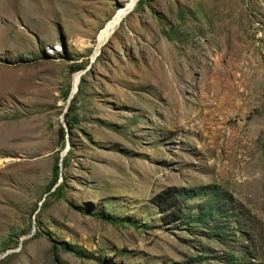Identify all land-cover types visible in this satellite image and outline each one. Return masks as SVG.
<instances>
[{"label": "rangeland", "instance_id": "374dc122", "mask_svg": "<svg viewBox=\"0 0 264 264\" xmlns=\"http://www.w3.org/2000/svg\"><path fill=\"white\" fill-rule=\"evenodd\" d=\"M130 2L0 0V264H264V0Z\"/></svg>", "mask_w": 264, "mask_h": 264}, {"label": "trees", "instance_id": "16d2710c", "mask_svg": "<svg viewBox=\"0 0 264 264\" xmlns=\"http://www.w3.org/2000/svg\"><path fill=\"white\" fill-rule=\"evenodd\" d=\"M144 2L143 0H137L135 7H138L140 5H143ZM79 69H83V67L79 68ZM78 93V92H77ZM76 96V95H75ZM75 96L72 97L66 112L63 114V121H64V125L66 127V132H63V130L60 129L59 131V138L62 140L64 133L65 134H69L73 129L74 126L77 124V120L76 117L73 115V112L75 110V106H74V100H75ZM68 156H69V151H67L65 153V155L62 157L61 161L58 163V159L56 158L54 160V162L52 163L51 167H50V176H51V182H49L46 186L45 189V193L49 192L53 187H54V183L58 180V178L61 176V169H64L67 164H68ZM207 189V188H206ZM204 188L201 189V191H203ZM61 186L57 185L53 188L52 190V194L54 195V199H61ZM209 195L212 196L213 195V190L212 188L210 190H208ZM200 193V192H198ZM187 197L186 195V191L182 190V189H176L173 187H168L158 193H156L155 195H153L150 198V204H152L155 208L157 213L160 215V221L162 222V224L164 225H169L175 222H181L184 218L185 214V207L183 205V200ZM223 212L220 210H216V212L208 210L207 211V215L208 216H217L219 215L220 217L222 216L223 218H225V216H223ZM94 217L101 219L107 223L110 224H115V223H121V220H117L114 219L110 216H100L98 213H94L91 214ZM131 225H134L133 223H131ZM211 233L214 237L215 236V232H214V228L211 229ZM44 235V234H42ZM46 237H48L47 235H45ZM59 249L62 252H69L72 255L78 257V258H83L82 257V252L79 249L73 248V247H63L60 246ZM247 254V253H246ZM248 255V254H247ZM245 259H249L248 257H245V252L243 251L241 254V260H244V263L239 262L240 260L236 261V258L234 256H232L231 254L225 259V264H228L229 262H238V264H247V262H245ZM55 264L56 261H54ZM249 264V263H248Z\"/></svg>", "mask_w": 264, "mask_h": 264}, {"label": "bare ground", "instance_id": "6f19581e", "mask_svg": "<svg viewBox=\"0 0 264 264\" xmlns=\"http://www.w3.org/2000/svg\"><path fill=\"white\" fill-rule=\"evenodd\" d=\"M136 0H131L130 4H135ZM125 13L121 10L117 14H115L110 20H108L105 26L100 30L97 35L94 54H98L100 48L103 44L109 39L111 34L115 31V29L120 25L121 19L124 17Z\"/></svg>", "mask_w": 264, "mask_h": 264}, {"label": "water", "instance_id": "95a60500", "mask_svg": "<svg viewBox=\"0 0 264 264\" xmlns=\"http://www.w3.org/2000/svg\"><path fill=\"white\" fill-rule=\"evenodd\" d=\"M136 2H137V0H136ZM136 4V3H135ZM135 6V5H134ZM133 7V6H132ZM133 9V8H132ZM130 12V10H128L127 11V13H129ZM99 53V52H98ZM98 55V54H97ZM93 60H94V58H92V59H90L89 60V63H88V67L87 68H89V65L93 62ZM85 70L86 69H84L83 71H81L80 73H78L79 75H81V74H83L84 72H85ZM75 93H76V91H75ZM74 93V94H75ZM73 94V95H74ZM73 95L72 94H70L69 93V95H68V98H67V101H66V105H65V107H64V110H63V112H62V115L66 112V109H67V107H68V105H69V102H70V100L72 99V97H73ZM65 132H66V130H65ZM67 147L64 149V151L60 154V156H59V159H58V163L61 161V159H62V157L65 155V153L67 152ZM55 187V186H54ZM53 187V188H54ZM53 188H52V190H53Z\"/></svg>", "mask_w": 264, "mask_h": 264}]
</instances>
